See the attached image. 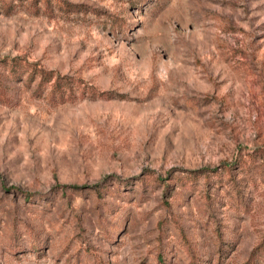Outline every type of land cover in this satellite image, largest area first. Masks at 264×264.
I'll use <instances>...</instances> for the list:
<instances>
[{
  "label": "rangeland",
  "instance_id": "1",
  "mask_svg": "<svg viewBox=\"0 0 264 264\" xmlns=\"http://www.w3.org/2000/svg\"><path fill=\"white\" fill-rule=\"evenodd\" d=\"M67 1L0 59L111 98L5 83L0 264H264V0Z\"/></svg>",
  "mask_w": 264,
  "mask_h": 264
},
{
  "label": "trees",
  "instance_id": "2",
  "mask_svg": "<svg viewBox=\"0 0 264 264\" xmlns=\"http://www.w3.org/2000/svg\"><path fill=\"white\" fill-rule=\"evenodd\" d=\"M77 8L82 10L83 7H78L67 0H0V15L5 16H11L24 10L34 15L43 13L52 17L55 9L68 13L76 12ZM7 82L23 84L28 89H33L34 96L45 97L52 106L74 102L79 97L111 98L110 93H99L96 88L88 85L81 78L63 75L56 70H48L39 63L30 62L22 57L0 59V103L15 106L17 103L9 95ZM255 156L256 153L250 154L251 158ZM194 174L199 176V173L194 172ZM261 247L256 248L253 253L254 257L258 250L263 252L264 256Z\"/></svg>",
  "mask_w": 264,
  "mask_h": 264
}]
</instances>
